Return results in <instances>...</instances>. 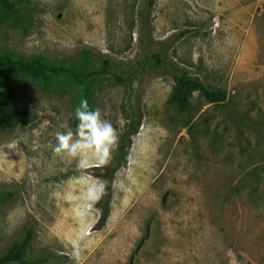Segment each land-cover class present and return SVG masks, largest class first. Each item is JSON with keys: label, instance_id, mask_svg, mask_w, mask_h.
Segmentation results:
<instances>
[{"label": "rangeland", "instance_id": "obj_1", "mask_svg": "<svg viewBox=\"0 0 264 264\" xmlns=\"http://www.w3.org/2000/svg\"><path fill=\"white\" fill-rule=\"evenodd\" d=\"M0 6V54L69 61L84 49L110 71L88 81L91 110L116 129L138 121L112 180L106 224L82 194L109 184L104 167L78 168L49 143L73 129L84 85L0 75V93L33 117L0 126V256L30 230L22 264H264V0H15ZM159 53L225 89L220 104L195 93L172 102L173 77ZM9 144L17 149L7 148ZM262 166L260 179L251 169Z\"/></svg>", "mask_w": 264, "mask_h": 264}, {"label": "trees", "instance_id": "obj_2", "mask_svg": "<svg viewBox=\"0 0 264 264\" xmlns=\"http://www.w3.org/2000/svg\"><path fill=\"white\" fill-rule=\"evenodd\" d=\"M155 0H148L147 4L141 8L142 33L148 32L150 24L151 9ZM0 6L10 13H18L19 9L15 0H0ZM152 64L172 75L174 85L172 90V102L181 114L189 113L192 110V98L198 93L204 98L206 103L220 104L227 100L228 93L225 89L213 86L197 75H192L188 70L182 68L177 63L164 59L161 54L153 53L149 55ZM92 55L86 48L77 59L63 61H53L42 56L31 58L13 57L10 54H0V75H23L39 79L45 84H49L55 79L67 78L68 80L85 84L84 99L90 97V87L88 81L98 76L112 74L116 81L122 82L124 79L112 73L109 69L110 62L105 58L101 67H94L91 64ZM33 117L31 111L24 107L13 105L5 101L0 93V126L13 128L17 123H21ZM138 121L132 120L127 124V128L120 136L118 146L114 150L112 161L107 164L105 176L109 184L105 187V194L97 201L100 210L98 228H102L109 218L112 201V180L115 172L126 162L127 149L131 146L130 136L136 132ZM262 166L254 165L251 175L254 180L260 179ZM264 171V168H263ZM32 233L27 231L24 238L15 243L5 254L0 256V264H22L27 246L31 240Z\"/></svg>", "mask_w": 264, "mask_h": 264}, {"label": "clouds", "instance_id": "obj_3", "mask_svg": "<svg viewBox=\"0 0 264 264\" xmlns=\"http://www.w3.org/2000/svg\"><path fill=\"white\" fill-rule=\"evenodd\" d=\"M75 128L61 123L63 131L54 133L55 144L49 143L54 157L76 161L78 168L102 166L109 162L112 152L119 143V135L109 120L102 117L99 109L91 110L87 99H81L74 111ZM7 148L17 149L9 144ZM105 194L102 182L93 181L86 187L82 197L89 203L99 201Z\"/></svg>", "mask_w": 264, "mask_h": 264}]
</instances>
